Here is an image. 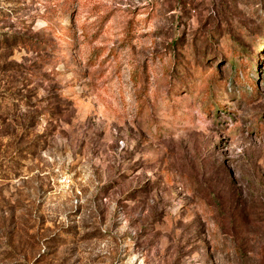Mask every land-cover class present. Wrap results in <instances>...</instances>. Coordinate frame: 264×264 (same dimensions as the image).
Returning <instances> with one entry per match:
<instances>
[{"label": "rangeland", "instance_id": "1", "mask_svg": "<svg viewBox=\"0 0 264 264\" xmlns=\"http://www.w3.org/2000/svg\"><path fill=\"white\" fill-rule=\"evenodd\" d=\"M0 264H264V0H0Z\"/></svg>", "mask_w": 264, "mask_h": 264}, {"label": "trees", "instance_id": "2", "mask_svg": "<svg viewBox=\"0 0 264 264\" xmlns=\"http://www.w3.org/2000/svg\"><path fill=\"white\" fill-rule=\"evenodd\" d=\"M2 37H5L4 35H2ZM39 44V43H38Z\"/></svg>", "mask_w": 264, "mask_h": 264}]
</instances>
